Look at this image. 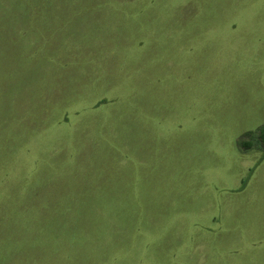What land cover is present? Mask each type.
I'll use <instances>...</instances> for the list:
<instances>
[{"label":"rangeland","instance_id":"374dc122","mask_svg":"<svg viewBox=\"0 0 264 264\" xmlns=\"http://www.w3.org/2000/svg\"><path fill=\"white\" fill-rule=\"evenodd\" d=\"M264 0H0V264H264Z\"/></svg>","mask_w":264,"mask_h":264},{"label":"trees","instance_id":"16d2710c","mask_svg":"<svg viewBox=\"0 0 264 264\" xmlns=\"http://www.w3.org/2000/svg\"><path fill=\"white\" fill-rule=\"evenodd\" d=\"M260 138H261V142L263 144V151H262V156L264 157V125L260 128Z\"/></svg>","mask_w":264,"mask_h":264}]
</instances>
